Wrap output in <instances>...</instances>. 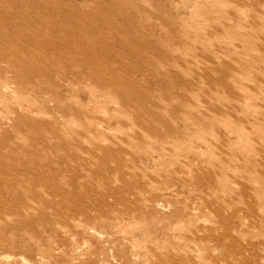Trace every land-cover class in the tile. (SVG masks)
<instances>
[{
	"label": "rangeland",
	"instance_id": "rangeland-1",
	"mask_svg": "<svg viewBox=\"0 0 264 264\" xmlns=\"http://www.w3.org/2000/svg\"><path fill=\"white\" fill-rule=\"evenodd\" d=\"M0 264H264V0H0Z\"/></svg>",
	"mask_w": 264,
	"mask_h": 264
}]
</instances>
